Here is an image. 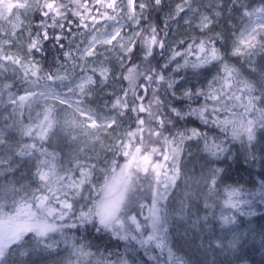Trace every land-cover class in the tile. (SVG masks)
<instances>
[{"label":"snow or ice","instance_id":"6c2138e0","mask_svg":"<svg viewBox=\"0 0 264 264\" xmlns=\"http://www.w3.org/2000/svg\"><path fill=\"white\" fill-rule=\"evenodd\" d=\"M101 2L102 0H96V5L93 7ZM104 3L108 11L103 13V18L113 22V34L105 39L104 43L107 47L104 51L98 49L95 37L83 47L76 44L73 51L72 43L75 42L73 39L69 43L68 50L64 52V56L66 59H79L91 65V74L83 77L78 84L82 93H93L98 87L107 84L110 79L115 82L119 78L127 82V87L112 93L111 110L114 114L93 116L89 113L87 117L92 120V126L107 129L108 134L114 138L112 146L120 152L126 162L123 166L117 165L106 172L104 183L100 187L101 198L91 207L84 205L78 215L81 225L87 227L91 224L98 238L102 239V231L110 230L118 239L132 241L135 246H139L149 261H156L158 257L153 253V246L161 254L166 247V229L161 223L160 214L161 201L166 199L168 190L175 185L179 176L178 160L183 150L182 146L186 141L202 139L205 151L212 156H218L219 153L227 151L222 143L214 142L209 145L208 135L198 128L187 127L188 118L196 117L204 125H213L221 132L230 134L232 141H239L245 152L255 146V122L225 119L224 116L217 115L220 112L219 108L215 106L210 108L209 105V102L212 105V102L218 99L215 94L218 83L230 87L229 80L233 74L217 46V41H222L223 37L220 33L213 34L214 17L221 15L219 9L223 0H214V5L209 2L208 8L211 15L193 7L194 0H178L174 8L170 5L166 20L180 17L188 26L184 35L171 41L168 39L167 22L163 28L152 22L147 27L141 23L142 20L147 19L149 9L161 11L164 0H104ZM181 13H184L183 17ZM75 15L78 17V26L86 29L88 24L80 13ZM59 16L60 11L54 7V2L49 3L47 8L41 11L42 19L36 31H29L27 45L29 53H42V41L50 38L48 31L50 28L61 30L51 37L57 43L67 39L64 35L66 28L69 35L72 34L74 22L68 20L67 24L61 23ZM93 19L96 18L93 17ZM122 20L126 23L121 24ZM99 22L97 20V23ZM125 28L128 29L127 32ZM80 35H83V31ZM251 46V43L244 44V47ZM231 54L244 55L240 46H234ZM214 62L221 64L224 75L213 76L211 80H206L199 86L189 87L186 83H181L183 78L172 75L188 67L194 70L207 68V73L211 75V67L208 66L213 65ZM141 92L144 94L141 95ZM149 92L151 96L145 103V97ZM161 94L164 99L161 98ZM201 98L204 103L193 107L192 105ZM173 101L187 102V111L177 107ZM251 104L250 99L249 106ZM165 107L168 111H163ZM181 121H184L183 125ZM259 123L261 127H264V118H261ZM112 163L116 164L115 159ZM95 169V164H78V177L76 175L64 177L67 190L63 193L64 199L60 201V205L65 211L70 212L76 207L77 197L84 199V191L92 187L91 178ZM133 171L143 173L145 176L151 172L149 186L153 195L148 205L153 210L151 227L140 226L137 223L139 217L129 213L133 223L136 224L134 231L124 229L119 215L127 193L134 183ZM222 171L223 169L220 168L210 169L209 175L204 178L207 196L210 199L215 200L222 208L234 210L241 215L251 214L245 212L244 206L247 205L250 208L256 198L264 203V182L257 191L250 193L251 199L243 198V190L232 186H228L224 196L221 197L218 181L222 180L219 176ZM45 178L46 174H42L41 179ZM137 203L139 205L140 202L137 201ZM205 207L212 208L213 204L206 201ZM221 218L225 219L223 211ZM48 230L55 231V225L50 226ZM137 233L141 234L137 235ZM39 234L45 235L44 232ZM131 250L137 251V247ZM128 251L129 248L126 245L125 252L121 254L118 262L114 261L111 264H130L127 257ZM2 255L3 245H0V256ZM78 255L94 256L95 254L81 248ZM180 262L181 258L175 256L168 248V256L163 264H180ZM0 264H5V261L0 259ZM97 264H105L102 255Z\"/></svg>","mask_w":264,"mask_h":264},{"label":"trees","instance_id":"16d2710c","mask_svg":"<svg viewBox=\"0 0 264 264\" xmlns=\"http://www.w3.org/2000/svg\"><path fill=\"white\" fill-rule=\"evenodd\" d=\"M258 1L264 0H223L220 5L221 15L219 17H214L215 23L213 24V34L220 33L223 37L222 41H217V46L220 48L223 60L232 69V77L229 80V84L226 86L218 83L216 94L218 99L209 102L210 108L215 106L220 109L217 115H221L224 110H230L233 112L229 118L235 119L237 121H248L253 120L254 131L256 136L255 146L245 152V149L241 146L239 141H232L230 134L223 133L219 128L213 125H204L196 117H189L187 127H196L202 133H206L209 137L208 143H222L226 149L232 148L234 152L233 160H228L227 157L222 159L223 171L220 177L222 180L218 181L220 184L221 197L224 196L225 190L228 186L239 187L243 190L245 199H251L250 193L257 191L261 183L264 182V127L260 126V119L264 118V112L259 110L256 106L260 99V85L258 77L249 72L242 65L238 59L231 57V44L233 34L238 31L240 24L243 22V9L245 7H250ZM9 1H0V62L11 66L17 72L15 75L8 76L5 83L9 89L16 91L18 94L16 101V111L17 119L20 127L19 134H15V137H11V140L6 139L0 141V146H4L7 141H17L21 143H29L32 140L33 135H38L39 132L45 127L44 120L50 117L52 122V115L46 116L45 112L37 117H31L28 113L27 99L25 97L24 90L30 84H43V83H55L58 84L65 80H70L79 74L80 60H69L64 56V52L68 50L69 43L75 39L72 43V49L75 50V45L80 44L81 47L87 37L92 33L98 24L112 21L105 20L103 18V13L108 11L105 7L104 0L98 5H96V0H40L37 8L31 14L28 24V30L24 36V44L21 49H10L2 44L3 40L9 37V28L7 20L10 16L11 7L7 4ZM54 2V7L60 11L59 20L61 23L67 24L68 20H72L74 25L72 27V34L69 35L67 28L64 30V35L67 39H62L57 43L51 37L58 34L60 29H48L50 38L46 41H42V53H29L28 52V39L29 31H36V27L41 21V11L46 9L49 3ZM178 0H164V5L161 11H156L154 9H149L147 12V19L142 20L141 23L147 27L150 22L158 24L159 27L163 28L165 23L169 25L168 27V39L169 41L178 38L185 34L188 26L182 25V20L180 17L174 19H167L169 15L171 5L173 8ZM119 6V5H118ZM98 9V10H97ZM75 13H80V16L84 19L85 23L88 24L86 29H81L78 26V17ZM184 13H181L183 17ZM95 17L96 19H93ZM97 20L100 22L97 23ZM179 21V22H177ZM83 31V35H80ZM198 32V31H197ZM187 39V37H185ZM63 45V47H61ZM259 71L264 72V55L259 57L258 60ZM139 63V60H137ZM174 66V65H173ZM211 67V74L218 68H222L221 64L214 62ZM223 69V68H222ZM174 77H181V83H186L189 87L196 86V84H204L206 80L211 76L207 73V68L192 69L191 67L182 69L179 72L172 73ZM224 72L219 76H223ZM142 82V81H141ZM112 87L110 92L105 93L101 89L95 91L93 100L90 101V105L98 110H111V102L113 100L112 93L119 90L120 88L127 87V82L122 79L117 78L115 82L111 79ZM143 95V93H140ZM151 93L145 97V103H147L150 98ZM239 97V99H237ZM161 98L164 99L163 94ZM170 99V97L168 98ZM251 99L252 104L249 106V100ZM1 103V101H0ZM177 107L183 108L187 111V102L173 101ZM204 103L203 99L196 101L193 107H196ZM107 105V107H105ZM163 111H168L165 107ZM170 114V113H169ZM222 116V115H221ZM223 117V116H222ZM225 118V119H229ZM127 121L125 124L127 125ZM181 125L184 121L180 122ZM51 128V127H50ZM46 131L45 133H47ZM18 133V132H17ZM38 133V134H37ZM46 135V134H45ZM188 147L187 150H195L197 156L201 160H206V158H222L224 153H219L218 156H212L209 152L205 151L204 141L202 139H194L192 141H186L182 146V152L180 153L178 160V167L181 171L182 162L186 159L184 156V149ZM254 154V155H253ZM113 158L110 163L115 159L117 165L123 166V157L120 153L113 154ZM121 158V159H119ZM121 160V161H117ZM50 161L51 163H46ZM36 167H34L33 177L38 176L40 172H47L46 181H44V187L40 191L44 193V201L47 206L55 205L58 210L61 208L60 201L64 199L63 193L67 190V184L64 181L65 176L71 177L72 175L79 176V171L75 170L73 173L67 171L60 172L56 164L55 159L52 156L44 154L42 151L38 153V160ZM112 167V168H113ZM110 166L107 168V172L110 170ZM29 171V170H28ZM180 174V172H179ZM152 174L149 172L148 176L143 173H138L133 171V185L131 186L129 192L127 193L125 203L120 212V219L124 226V229L135 230L136 224L129 219V213H134L138 219V224L140 226L147 225L150 228V223L148 219L147 211L149 209V204L153 199L152 189L149 186ZM92 180V178H91ZM177 181V180H176ZM103 185V178L98 182H92L91 192L86 200H81L79 197L76 198V207L70 212L65 211L62 217L56 219V230L52 231L49 235L45 237H38L34 234L33 245L36 247L34 251L35 258L29 259L26 262L15 263L14 258L10 257L9 264H43L47 263L45 256H43V251L45 249L59 247L64 249L65 252L63 256L55 261L53 264H97L100 255L105 259V264H111V262H118L121 254H124L126 245L129 248L127 257L130 264H163V261L167 259L168 248L172 253L181 258L180 264H264V254H255L256 248L252 247L251 254L247 255L245 258L238 262L232 263L227 258L226 261H220L219 259H214L211 261H206L204 258H200L198 255H192L185 251L180 244L176 241L175 237L173 240L170 238V225L169 222L164 224L167 219L165 215V200L161 201V220L162 224L166 229V247L161 254L159 250L155 249L153 246V253L158 257L156 261H149L145 256L143 250L139 249V246H135L132 241H123L113 236L111 231H102V239L98 238V234L95 229L89 224L87 227L81 225L79 218V211L84 205L91 207L97 200L101 198L100 187ZM98 187V189L96 188ZM154 187V185H153ZM48 189H53L56 192V196ZM170 190V189H169ZM168 190V192H169ZM169 194V193H168ZM30 198V199H29ZM28 199V207H37L38 204H34L33 195L26 197ZM139 201V205L137 203ZM226 208L222 206L218 209V214L220 215L222 211ZM234 217H236V222L240 226L244 225H254L258 229L262 230L264 235V203L260 202L259 198H256L251 207L245 205V212H250L251 214L241 215L239 212L227 209ZM146 213V214H145ZM60 214V213H59ZM127 217V219H125ZM229 219V218H228ZM229 222V221H228ZM75 225V226H74ZM227 223L224 224V226ZM147 231V229H145ZM141 233H137L140 235ZM50 245V246H48ZM137 247V251H132V248ZM81 248L85 250H90L94 253V256L78 255Z\"/></svg>","mask_w":264,"mask_h":264},{"label":"rangeland","instance_id":"374dc122","mask_svg":"<svg viewBox=\"0 0 264 264\" xmlns=\"http://www.w3.org/2000/svg\"><path fill=\"white\" fill-rule=\"evenodd\" d=\"M6 1H9L7 4L11 7L7 20L9 37L3 40L2 44L7 50L21 49L30 16L40 0ZM209 2L214 5V0H194L193 7L211 15ZM120 23L124 24L126 21L122 20ZM182 25L187 26L183 20ZM127 31L125 28V32ZM111 34L113 23L98 24L84 44L95 37L98 49L103 52L107 47L104 41ZM245 43H251L252 46L244 47ZM234 46H240L244 55L233 56L231 53ZM230 55L258 77L261 96L256 106L264 112V72L258 68L259 57L264 55V1H258L243 9V22L233 34ZM262 64L264 65V61ZM222 71L221 67L216 69L207 80L219 76ZM15 74L17 72L14 68L0 62V141L11 140V137L20 132L15 106L18 94L5 83L8 76ZM90 74L91 65L80 60L79 74L74 78L58 84H30L24 90L29 115L37 117L45 112L48 117L52 115V122L50 117L45 119L44 131L42 129L38 135H33L29 143L7 141L4 146H0V245H3V255L0 259H3L5 264H9L10 257L14 258L15 263L35 258L36 247L32 240L34 234L41 238L49 235L52 232L48 230L49 227L56 226V219L65 213L62 207L58 210L55 205L45 204L44 193L40 191L44 187L43 182L46 181V178L41 179V175L46 174L47 177V172H40L38 176L33 177L39 151L52 156L60 172L73 173L77 170L78 164H95L93 183L101 178L104 183L107 168L114 166L110 163L113 154L120 153L112 146L114 138L108 134L107 129L92 126V120L87 118L89 113L93 116L112 113L90 105L95 92L82 93L79 90L78 84L81 79ZM199 85L201 84H196ZM111 87L110 79L107 84L96 90L102 89L107 93ZM221 115L229 118L233 112L224 110ZM46 131L48 132L45 133ZM187 149L186 146L184 149L186 159L182 162L177 181L170 188L165 200L167 219L164 224L169 222L171 240L175 237L185 251L206 261L216 258L220 262L228 258L235 263L250 255L252 247L257 249L255 254H264L262 230L250 224L240 226L236 222V217L228 213L227 209L223 211L225 219H222L221 214H218L221 205L207 196L204 178L209 175L210 169H223L220 163L224 157L233 160L232 148L227 149L222 158H206L204 161L197 156L195 150ZM125 162L123 161V164ZM221 174L222 172L219 176ZM48 190L54 197L56 196V190ZM90 192V189L84 191L83 200L89 197ZM32 195L34 204L38 206L29 208L26 197ZM206 201L213 204V207L206 208ZM147 214L151 226L153 210L150 207ZM129 219L133 221L131 215ZM225 223L227 225L224 226ZM41 232L45 235H40ZM64 252L65 250L59 247L45 249L43 256L48 260L43 264H53Z\"/></svg>","mask_w":264,"mask_h":264}]
</instances>
